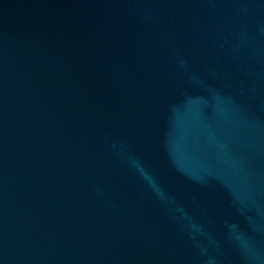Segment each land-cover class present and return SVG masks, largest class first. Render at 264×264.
Segmentation results:
<instances>
[{"label": "water", "instance_id": "water-1", "mask_svg": "<svg viewBox=\"0 0 264 264\" xmlns=\"http://www.w3.org/2000/svg\"><path fill=\"white\" fill-rule=\"evenodd\" d=\"M0 264H264V0H0Z\"/></svg>", "mask_w": 264, "mask_h": 264}]
</instances>
